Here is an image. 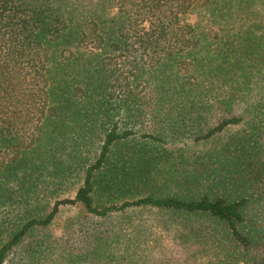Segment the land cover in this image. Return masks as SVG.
Masks as SVG:
<instances>
[{"label":"trees","instance_id":"trees-1","mask_svg":"<svg viewBox=\"0 0 264 264\" xmlns=\"http://www.w3.org/2000/svg\"><path fill=\"white\" fill-rule=\"evenodd\" d=\"M98 1L0 0V264H264V0Z\"/></svg>","mask_w":264,"mask_h":264},{"label":"rangeland","instance_id":"rangeland-1","mask_svg":"<svg viewBox=\"0 0 264 264\" xmlns=\"http://www.w3.org/2000/svg\"><path fill=\"white\" fill-rule=\"evenodd\" d=\"M92 1H98V0H92ZM102 0H99L98 2L100 3ZM103 1H107V0H103ZM115 12V9H112L109 14H113ZM199 20L198 15L197 14H189L188 16H186V22L190 23V24H196V22ZM73 215V212L71 211H66V213L63 215L64 217L61 218V221L64 219H66L68 216ZM62 221V222H63ZM60 222V223H62Z\"/></svg>","mask_w":264,"mask_h":264}]
</instances>
